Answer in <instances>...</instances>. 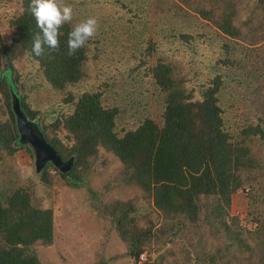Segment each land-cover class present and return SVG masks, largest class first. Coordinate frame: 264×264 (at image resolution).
<instances>
[{"label": "trees", "instance_id": "1", "mask_svg": "<svg viewBox=\"0 0 264 264\" xmlns=\"http://www.w3.org/2000/svg\"><path fill=\"white\" fill-rule=\"evenodd\" d=\"M30 3L0 0V264H44L54 189L88 198L86 264H264V0H64L73 20L42 57ZM12 96L70 171L22 176ZM111 237L124 251L105 256Z\"/></svg>", "mask_w": 264, "mask_h": 264}, {"label": "rangeland", "instance_id": "2", "mask_svg": "<svg viewBox=\"0 0 264 264\" xmlns=\"http://www.w3.org/2000/svg\"><path fill=\"white\" fill-rule=\"evenodd\" d=\"M49 94V90L45 89L37 95V98L46 101ZM16 157L21 167L22 176L34 177L33 160L27 151H19ZM51 199L50 207L54 215L56 238L52 246L40 249L42 261L44 264H86L92 262L100 241L96 244L94 241L97 238L90 235L95 229L92 218L89 217L91 213L86 194L80 190H65L59 193L58 190L54 189L51 193ZM244 209L243 198L238 193L232 198L231 214L243 218ZM77 232L83 234L80 235L78 241L79 234ZM73 241H77L76 246ZM80 242L89 243L80 247L82 244ZM104 251L105 256L116 255L124 251V246L115 237H111ZM142 259H144L143 256ZM116 264H123V260L116 261Z\"/></svg>", "mask_w": 264, "mask_h": 264}, {"label": "clouds", "instance_id": "3", "mask_svg": "<svg viewBox=\"0 0 264 264\" xmlns=\"http://www.w3.org/2000/svg\"><path fill=\"white\" fill-rule=\"evenodd\" d=\"M29 11L35 19L39 32L33 37L31 54L42 57L46 49L56 51L60 46V29L73 20V7L64 0H31ZM98 30L95 17L77 23L70 31L67 40L68 55H74Z\"/></svg>", "mask_w": 264, "mask_h": 264}, {"label": "water", "instance_id": "4", "mask_svg": "<svg viewBox=\"0 0 264 264\" xmlns=\"http://www.w3.org/2000/svg\"><path fill=\"white\" fill-rule=\"evenodd\" d=\"M12 110L15 116L20 145L29 146L32 151L33 168L40 173L47 164H51L61 173L71 170L74 157L62 160L57 151L45 140L37 121H30L20 107L17 97L12 96Z\"/></svg>", "mask_w": 264, "mask_h": 264}]
</instances>
